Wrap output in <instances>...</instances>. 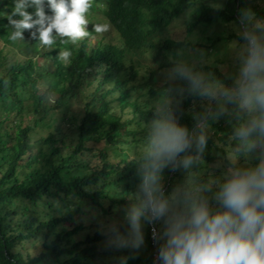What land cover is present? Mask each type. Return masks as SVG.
Segmentation results:
<instances>
[{"label": "trees", "instance_id": "obj_1", "mask_svg": "<svg viewBox=\"0 0 264 264\" xmlns=\"http://www.w3.org/2000/svg\"><path fill=\"white\" fill-rule=\"evenodd\" d=\"M197 1L90 0L87 14L100 12L107 26L101 39L92 44L91 22L75 45L57 38L45 48L30 36L35 28L24 30L22 40L9 39L14 0H0V264H156L151 225L141 221L142 242L133 247L126 216L142 199L146 145L158 119L170 116L193 139L204 136L202 151L193 144L180 154L198 155L197 171L207 169L192 183L219 178L232 153L264 152V136L253 133L250 149L236 136L261 116L241 106L236 77L216 65L192 68L190 74L208 71L203 82L220 86L215 96H204L173 73L177 63L168 54L208 48L160 41ZM221 21L242 27L227 40L249 45L247 36H264L255 25L264 22V0L224 6L201 0L196 22L186 24L191 32ZM64 49L71 51L68 63L58 59ZM225 91L230 95L221 96ZM71 98L73 111L65 112ZM162 177L166 195L190 182L183 168L171 165Z\"/></svg>", "mask_w": 264, "mask_h": 264}, {"label": "clouds", "instance_id": "obj_2", "mask_svg": "<svg viewBox=\"0 0 264 264\" xmlns=\"http://www.w3.org/2000/svg\"><path fill=\"white\" fill-rule=\"evenodd\" d=\"M90 6V0H14L7 17L13 29L9 39L22 40L24 30L35 28L30 36L45 48H50L57 38L61 44L75 45L88 35L87 18L94 13L87 14ZM45 7L51 15L46 14ZM29 8L33 11H27ZM17 15L19 18L14 19ZM106 27L93 24L92 31L99 33ZM246 38L248 57L240 70L235 95L242 107L250 111L259 109L261 116L239 128L236 136L250 149L255 144L253 133L264 136V46L254 36ZM70 56L71 51L67 49L58 53V59L64 63L69 62ZM178 72L200 95L215 96L220 87L215 83L206 84L202 76L186 70L178 69ZM221 95L230 93L225 91ZM204 142L203 135L193 139L170 116L154 121L146 145L142 199L126 216L132 246L142 242L143 220L159 226L153 228V239L159 245L158 264H264V153L255 167L230 169L222 177L203 184L190 181L167 195L162 189V170L168 165L173 170L189 169L198 155L181 157L180 154L193 144L200 152Z\"/></svg>", "mask_w": 264, "mask_h": 264}, {"label": "rangeland", "instance_id": "obj_3", "mask_svg": "<svg viewBox=\"0 0 264 264\" xmlns=\"http://www.w3.org/2000/svg\"><path fill=\"white\" fill-rule=\"evenodd\" d=\"M212 5L224 6L227 0H205ZM201 0L197 1L193 4V6L186 11L185 15L182 18L178 19L170 26V30H167L163 34L160 35V41H163L165 38L170 37L175 40H184L188 41L192 44L200 43L206 44L208 48H185L181 51H177V53L168 54L173 62H176L175 68L173 69V73L177 76H181L178 72V69L190 71L194 67L205 65H216L225 75L229 77H236L238 81H240V70L243 66L244 61L247 59L246 53L249 50V45L245 43H240L237 40L230 41L227 40L226 37L233 33H239V29L241 25L236 23H227L224 21L218 22L211 27H204L198 25L194 27V29L189 32L187 29L186 22H196L197 17L200 12ZM100 14H89L90 20L88 21L104 25L100 19ZM87 24V25H88ZM86 25V26H87ZM255 25L257 27H264V22L256 21ZM103 36L102 32L96 33L92 36L91 42L95 44L101 37ZM218 37H224L225 39L217 40ZM260 41V44L264 46V36L260 34L256 36ZM3 41L0 39V43ZM206 74L209 77V72L205 71L202 76ZM205 77V76H204ZM222 96V95H221ZM75 98L67 99L66 103H64L62 109L65 112H72L74 106ZM57 116L63 117L62 114L56 113ZM68 115V114H67ZM66 119L63 118L59 123H62L63 126H66ZM212 133V132H211ZM264 153V152H263ZM261 153L254 152L251 155H236L232 153L228 156L230 161V165L228 167L220 166L221 174H218L219 177H222L224 174L228 173L229 170L234 169H247L251 167H255L259 163V158ZM225 163L222 161V164ZM220 164V165H222ZM202 165L199 162H195L189 169H184L185 173L189 179V181L198 182V178H195V175L202 176L207 172V169H202L201 171H197V167L199 168ZM217 177L212 176L210 180H214ZM164 182V178H161L160 183ZM89 224V223H86ZM106 226H111L115 223H105ZM156 251V257H157ZM156 264L158 261L156 260Z\"/></svg>", "mask_w": 264, "mask_h": 264}, {"label": "built area", "instance_id": "obj_4", "mask_svg": "<svg viewBox=\"0 0 264 264\" xmlns=\"http://www.w3.org/2000/svg\"><path fill=\"white\" fill-rule=\"evenodd\" d=\"M151 225V224H150ZM156 227V225H151V236H152V239H153V228ZM157 228V227H156ZM154 240V239H153Z\"/></svg>", "mask_w": 264, "mask_h": 264}]
</instances>
